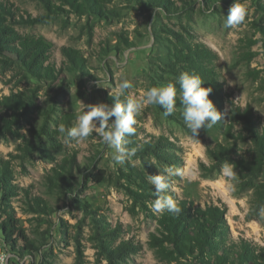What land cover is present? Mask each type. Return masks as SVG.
I'll use <instances>...</instances> for the list:
<instances>
[{
	"label": "rangeland",
	"instance_id": "1",
	"mask_svg": "<svg viewBox=\"0 0 264 264\" xmlns=\"http://www.w3.org/2000/svg\"><path fill=\"white\" fill-rule=\"evenodd\" d=\"M0 1L11 13L5 16L8 27L48 44L41 61L48 70L34 77L24 65L28 58L15 52L18 42H0V163H9L14 187V194L8 195L0 183V228L10 212L36 248L23 255L18 250L22 244L12 248L11 239L0 230V253L8 254L6 264H108L101 248L122 241L138 243L142 250L118 264H163L150 245L151 235L161 237L158 219L164 213L153 211L154 192L144 204L134 206L127 180L121 176L128 172L124 163L113 166L114 150L95 134L79 143H66L60 128L75 126L80 102L114 104L111 88L122 79L132 85L126 90L127 98L139 99L152 86L176 85L168 65L176 35L203 43L218 55L216 69L224 84L213 104L223 120L201 128L196 136L199 143L189 139L178 92L176 111L170 116H164L157 105L142 107L128 147L134 149L151 136L171 141L180 151L176 155L181 162L174 168L183 175L174 177L167 195L194 208L224 209L232 239L264 246V212L249 216L252 190H240L222 169L205 176L202 170L211 165L207 149L223 141L229 101L243 109L251 107L264 119V39L256 28L264 27L259 9L264 0H243L248 15L232 28H226L224 21L234 0H169V10L151 0H99L100 11L64 0H49L56 7L49 9L39 0ZM64 47L80 53V68L62 54ZM245 53L253 54L252 58H244ZM246 151L240 145L238 153ZM71 157L73 173L63 174L68 184L49 187L47 176ZM126 161L141 167L134 156ZM162 168L151 173L157 175ZM91 173H101L105 181L93 184ZM130 188L140 192L133 185ZM115 228L120 232L113 239L108 231ZM166 246L173 250V245ZM171 264L197 261L180 257Z\"/></svg>",
	"mask_w": 264,
	"mask_h": 264
},
{
	"label": "trees",
	"instance_id": "2",
	"mask_svg": "<svg viewBox=\"0 0 264 264\" xmlns=\"http://www.w3.org/2000/svg\"><path fill=\"white\" fill-rule=\"evenodd\" d=\"M39 1L43 2L48 9L55 7L49 0ZM64 1L77 7H88L91 10L100 11L99 0ZM151 1L162 6L164 10H169V0ZM259 9L264 14V4L260 5ZM10 14V10L0 1V42L6 40L10 43L18 42L19 50L15 51L16 54L20 58H28L24 65L32 76L41 77L48 70L42 68L41 63L48 50V44L44 39H31L14 32L5 24V16H10ZM256 28L264 39V27L257 26ZM175 39L168 63L170 74L176 80L183 72L199 75L204 80L202 87L212 89L208 98L214 102L220 97L224 84L221 74L216 69V63L219 61L218 55L203 43L192 41L181 35H176ZM61 52L72 65L82 64L83 59L79 52L65 47ZM252 56L253 54L245 53L243 57L250 60ZM237 62L239 61H235L234 64ZM176 86L179 88L178 80ZM229 104V121L222 129L223 141L207 149L211 165L207 169L202 168L203 175L219 173L225 162L234 164L233 167L237 174L234 182L237 183L238 188L252 190L249 216L253 217L264 212V179L262 178L264 177V119L256 115L249 106L243 109L233 101H229ZM240 145L247 148L243 154L238 153ZM134 149L136 150L134 157L138 159L141 167L136 168L125 161L124 168L128 172H121V176L127 180V192L135 206L144 204L146 199L151 198L152 192H155V188L149 184L145 173L156 175L151 172L156 171L158 167H176L181 161L176 155V152H180L179 149L163 137L151 136L149 141L141 143ZM8 165L7 161L0 163V183L8 195H13L14 187L11 185L12 175ZM74 165L73 157L62 160L52 170V175L47 176L48 186H56L59 182L68 184V177L65 175H72ZM89 178L93 184L105 181L101 173H91ZM131 185L140 192L131 189ZM153 199L155 200L156 197ZM38 206H40L39 203ZM178 206L181 209L178 215L166 211L158 219L161 237L151 235L150 245L154 248L156 258L163 261V264L180 261V257H193L197 264H264V246L244 238L232 239L225 220L226 211L224 209L194 208L192 204L185 201L179 203ZM6 215L7 222L0 230L11 239L12 248L22 244L18 250L23 255H30L35 251V246L19 227L16 218L10 212ZM108 232L113 234L114 239L120 230L115 228ZM166 244L173 245V250L168 249ZM141 250L142 246L132 241H122L117 245L107 244L101 248L108 264H118V261L125 256L138 254Z\"/></svg>",
	"mask_w": 264,
	"mask_h": 264
},
{
	"label": "clouds",
	"instance_id": "3",
	"mask_svg": "<svg viewBox=\"0 0 264 264\" xmlns=\"http://www.w3.org/2000/svg\"><path fill=\"white\" fill-rule=\"evenodd\" d=\"M248 15V8L243 0H234L225 17V27L232 28L241 25ZM179 88L173 83L162 86L149 87L139 99L127 98L126 90L131 88V82L122 79L118 86L111 88L115 93L114 104L111 106L100 103L97 105H84L80 102V115L75 126L60 131L65 134V142H82L95 134L99 142L113 149L111 160L113 166L123 164L135 155V149L128 147L129 137L135 134L136 116L145 105H157L164 110V116H170L176 111V98L178 92L183 107L182 117L188 130L189 139L199 143L196 139L201 128L208 129L223 120V114L218 112L213 102L208 98L211 88H204V80L195 73L183 72L177 78ZM120 97H126L121 100ZM234 164L225 162L222 166L224 177L235 180L237 174ZM183 175V172L172 166H165L157 175H148L149 182L154 186L156 199L152 203L154 212H181L178 203L169 195L174 177ZM231 190V186H229ZM7 253H0V264H6Z\"/></svg>",
	"mask_w": 264,
	"mask_h": 264
}]
</instances>
